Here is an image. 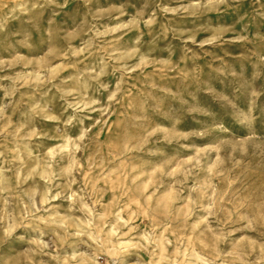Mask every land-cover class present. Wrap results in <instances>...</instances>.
Wrapping results in <instances>:
<instances>
[{
	"label": "rangeland",
	"instance_id": "obj_1",
	"mask_svg": "<svg viewBox=\"0 0 264 264\" xmlns=\"http://www.w3.org/2000/svg\"><path fill=\"white\" fill-rule=\"evenodd\" d=\"M260 112L264 0H0V264H264Z\"/></svg>",
	"mask_w": 264,
	"mask_h": 264
},
{
	"label": "bare ground",
	"instance_id": "obj_2",
	"mask_svg": "<svg viewBox=\"0 0 264 264\" xmlns=\"http://www.w3.org/2000/svg\"><path fill=\"white\" fill-rule=\"evenodd\" d=\"M260 117H261V119H263L264 120V112L262 113V112H260ZM255 122V121H254ZM252 128H253V126H252Z\"/></svg>",
	"mask_w": 264,
	"mask_h": 264
}]
</instances>
